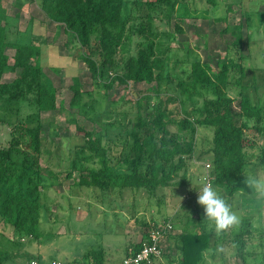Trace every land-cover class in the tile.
I'll use <instances>...</instances> for the list:
<instances>
[{"label":"trees","instance_id":"16d2710c","mask_svg":"<svg viewBox=\"0 0 264 264\" xmlns=\"http://www.w3.org/2000/svg\"><path fill=\"white\" fill-rule=\"evenodd\" d=\"M35 1L49 19L63 24L65 31L81 47L88 48L81 58L95 78L100 76L101 65L116 67L117 49L124 51L126 41H131L133 34L140 33L146 38L147 41H139L136 53L125 57L123 71L105 81L103 86L106 89L112 88L116 82H157L150 89L152 92L137 99L134 105L137 117L121 123L122 126L115 131L97 135L92 130L77 128L78 132L84 133V146L90 150L82 159L87 160L93 156L101 164L98 167H88L82 159L74 158L66 179L73 176L72 169H78L79 186L101 190L117 188L134 192L146 191L153 196L158 187L187 183L189 161L196 162L195 158H202L212 161L209 168L210 176L213 174L211 185L214 182L225 187L231 196L247 178L249 166L264 167V102H256L244 91L252 86L247 80L248 71L252 73L255 69L242 61L247 57L242 50V24L235 25L233 34L236 38L229 46L231 52L225 60L219 62L220 68L216 71L210 62L200 58H174L173 48L169 45L166 47L163 39L158 38L160 32L154 29L151 13L146 15L147 20L131 27L126 33L128 19L125 7L128 0ZM141 1L134 2L140 4ZM208 1L216 4V0ZM145 3L151 7L165 6L166 14L172 16L177 12L180 0H146ZM7 19V10L0 5V120L11 125L12 138V144L7 150H0L1 158L8 160L5 167H0V223L12 234L18 232L20 235L39 237L44 209L43 193L58 183L57 171H47L42 165L44 131L39 117L42 112L56 110L63 102L58 104V88L44 71L42 45L35 41H10L7 36ZM177 27L179 31L183 30L181 26ZM229 28L227 26L224 32H228ZM8 48L15 50L12 63L7 53ZM240 59L242 63L239 62ZM6 73H15V78L4 81ZM235 84L242 89L238 99L226 93ZM167 85L174 86L175 91L164 89ZM253 85L260 88L259 83ZM71 89V104L84 108L83 83L78 76L73 78ZM210 90L215 97L205 99L202 107H194L196 116L191 118L185 110V104L191 103L202 91ZM153 97L157 100L151 104ZM172 103L180 104L181 109L186 112L183 118L178 119L172 115L174 111L169 108ZM24 107L32 108V112L25 119H17L13 123L9 116L19 117ZM134 107L123 112L125 119L128 110H135ZM237 116L240 123L237 122ZM170 125L177 126V133H170ZM197 127L213 131L211 146L199 156H196L197 142L194 133L190 139L184 138V134L187 135ZM255 132L260 135L261 141L254 137ZM114 149L120 151L116 152ZM124 151L128 153L123 158ZM18 170L20 172L17 174ZM180 171H183V178L176 181ZM245 218L247 216L239 219L242 234H238L242 246L246 244L244 235H248L247 242L254 238V235L246 233L249 231L248 228L245 230L246 226H251L252 222ZM166 223L172 225V229L166 231V238L177 244L178 258L173 262L170 257L167 258L164 250L161 259H156L153 263L160 264L168 259V264H207L206 252L212 244L213 228L210 229L205 224V217L200 213L195 223L199 228L194 231L188 229L189 224H186L187 227L181 233H176V223L170 218L162 221V224ZM147 235L148 232L146 237ZM257 238L262 249L257 254L253 253L255 250L241 251L245 264H264V227ZM143 245L144 241H140L129 247L125 256L130 255L131 251L133 254L140 251ZM0 254L3 257L1 249ZM90 258L100 264H110L105 249L89 250L80 262L87 264Z\"/></svg>","mask_w":264,"mask_h":264},{"label":"rangeland","instance_id":"374dc122","mask_svg":"<svg viewBox=\"0 0 264 264\" xmlns=\"http://www.w3.org/2000/svg\"><path fill=\"white\" fill-rule=\"evenodd\" d=\"M134 1L128 0L125 7V16L128 19L126 33L131 27L147 20L146 15L151 13L155 31L162 33L158 38L163 39L166 47L169 45L173 48L174 58L187 56L192 60L200 58L210 62L216 71L220 68L219 62L225 60L231 52L229 46L236 38L233 34L235 25L242 24L244 34L242 50L247 56L242 61L255 69L252 73L248 71L247 80L252 86L244 91L256 102H264V0H216L215 5L208 0H180L177 12L172 16L166 14L165 6L151 7L145 3L146 0H142L140 4ZM0 5L7 10V36L10 41H35L42 45L44 71L58 88V104L63 102L56 110L42 112L39 117L44 131L42 165L47 171L54 169L58 173V183L43 193L41 234L39 237L20 235L18 232L12 234L0 223L2 232L0 249L3 254V257L0 254V264H27L31 256L42 262L53 259L64 263L80 262L91 249H105L110 264H119L120 259L125 256L126 249L145 241L146 233L162 224L166 218L176 223V233H181L182 229L187 227L186 224H189L188 229L197 230L199 225L195 224L196 220L200 213L204 216V209L197 203V196L201 187L208 184L204 182V176L207 174L205 164L212 162L211 160L195 158L196 162L189 161L187 183L158 187L153 196L146 191L134 192L117 188L101 190L96 187L79 186L78 169H72L73 176L66 179L67 171L73 166V159L81 160L90 153L84 146L86 141L84 133L78 132L77 128L92 130L97 135L115 131L122 126L121 123L137 117L134 107L137 99L152 92L150 89L153 85L156 86V81L153 83L130 81L127 84L116 82L109 89L103 86L107 79L123 71L125 57L136 53L139 41H147L146 38L140 33L133 34L131 41H126L124 51L117 49L116 67L101 65L100 76L95 78L81 58L88 48L81 47L79 42L65 31L63 24L49 20L35 0H0ZM177 26H181L183 30L179 31ZM227 26L230 27L229 31L224 32ZM7 53L12 63L14 48H8ZM242 61L239 60L241 63ZM75 76L83 83L82 109L71 104L73 96L71 85ZM14 78L15 73H6L3 80L11 81ZM253 83H259L260 88H255ZM164 89L175 91L174 86L167 85ZM240 90H242L240 86L235 84L226 93L238 99ZM213 97L215 94L211 90L202 91V94L196 96L191 103L185 104V110L194 118L196 113L193 108L202 107L205 99ZM156 100L153 97L151 104ZM133 107L135 110H128L125 119L123 112ZM169 108L174 111L172 114L174 117L180 119L185 116L186 112L181 109L180 104L172 103ZM21 112L19 117L9 116L13 123H16L17 119H25L26 115L32 112V108L24 107ZM236 118L240 123L239 117ZM170 129V133L178 131L176 125H170ZM10 132L11 125L0 120L1 151L7 150L12 144ZM192 133L197 142L196 156H199L211 146L213 131L210 128L197 127L194 131L190 130L187 135L184 134V138L190 139ZM254 137L258 141L262 140L257 132ZM127 153L124 151L122 157L124 158ZM6 161L8 160L2 159L0 153L1 168L6 166H4ZM81 161L88 167H98L101 164L93 156ZM248 168L247 177H264L263 166ZM19 172L20 170L16 173ZM179 173L176 181L183 178V171ZM211 176L213 177V174ZM212 186L239 219L247 216L245 220L252 222L245 230L248 228L249 231L246 233L254 235V238L247 242L248 235H244L246 244L242 246L240 238L242 230L240 231L239 223L217 233L214 225L205 218V224L210 229L213 228L212 244L206 252L207 264H245L242 252L255 250L253 253L257 254L262 249L257 236L264 227V197L259 196L254 188H247L244 182L231 196L225 187L214 182ZM163 247L167 258L170 257L173 262L177 261V244L165 238ZM160 264H168V259Z\"/></svg>","mask_w":264,"mask_h":264},{"label":"clouds","instance_id":"9594fccd","mask_svg":"<svg viewBox=\"0 0 264 264\" xmlns=\"http://www.w3.org/2000/svg\"><path fill=\"white\" fill-rule=\"evenodd\" d=\"M244 184L247 188H254L259 196L264 197V177H247ZM197 203L203 207L205 218L214 225L217 233L239 223L238 216L210 183L201 187L198 192Z\"/></svg>","mask_w":264,"mask_h":264},{"label":"built area","instance_id":"2783aa9c","mask_svg":"<svg viewBox=\"0 0 264 264\" xmlns=\"http://www.w3.org/2000/svg\"><path fill=\"white\" fill-rule=\"evenodd\" d=\"M207 174L204 177L206 183L211 184V176L209 174L210 163H206ZM172 229L171 223L160 224L152 228L144 241V245L140 251L133 254L131 251L130 255L125 256L119 264H154V260L161 259L164 247L163 242L166 238V231ZM27 264H82L81 262H68L64 263L61 260L53 259L49 262L43 263L37 258L31 257ZM87 264H100L90 258Z\"/></svg>","mask_w":264,"mask_h":264},{"label":"crops","instance_id":"0c3cea01","mask_svg":"<svg viewBox=\"0 0 264 264\" xmlns=\"http://www.w3.org/2000/svg\"><path fill=\"white\" fill-rule=\"evenodd\" d=\"M49 20H51V19H49ZM51 21H52V20H51ZM53 22H54V21H53ZM56 23H57V22H56ZM126 253H127V251L125 252V255H126ZM123 257H124V256H123ZM123 257H122V258H123ZM120 260H122V259H120Z\"/></svg>","mask_w":264,"mask_h":264}]
</instances>
